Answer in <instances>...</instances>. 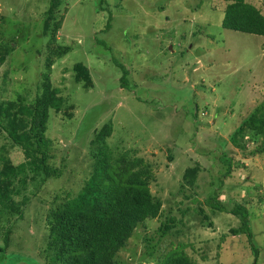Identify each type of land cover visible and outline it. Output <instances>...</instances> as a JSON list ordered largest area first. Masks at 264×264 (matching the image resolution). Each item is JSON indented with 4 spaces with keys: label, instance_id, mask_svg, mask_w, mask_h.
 Segmentation results:
<instances>
[{
    "label": "rangeland",
    "instance_id": "obj_1",
    "mask_svg": "<svg viewBox=\"0 0 264 264\" xmlns=\"http://www.w3.org/2000/svg\"><path fill=\"white\" fill-rule=\"evenodd\" d=\"M57 1L52 22L64 23L51 38L44 36L51 0H0V106L20 97L33 103L46 82L63 103L49 109L45 133L58 176L41 182L26 167L11 182V198L22 190L16 198L28 200L19 216L0 215L5 252L44 263L40 250L53 206L82 193L100 153H129L154 166L150 189L162 200L163 215L137 228L118 255L121 264H159L157 251L181 242L197 264H264V153L256 154L260 143L249 130L238 144L230 139L264 101V37L223 28L224 0H203L199 10L200 0ZM248 1L264 14V0ZM66 47L67 54L55 56ZM116 61L129 72L126 88ZM78 63L89 69L91 86L75 81ZM24 161L0 128V181ZM188 167L197 172L186 173ZM185 174L196 178L193 185ZM213 196L228 210L248 208L253 245L248 235L231 231L241 227L238 217L212 210ZM166 219L175 225L168 232Z\"/></svg>",
    "mask_w": 264,
    "mask_h": 264
},
{
    "label": "trees",
    "instance_id": "obj_2",
    "mask_svg": "<svg viewBox=\"0 0 264 264\" xmlns=\"http://www.w3.org/2000/svg\"><path fill=\"white\" fill-rule=\"evenodd\" d=\"M224 1L227 5L222 22L223 28L264 37V14L261 9L248 0ZM201 3L203 0H200L196 10L200 9ZM58 5L57 0H51L50 8L45 13L47 19L44 20V36H50L52 35L51 31L56 32L62 28L63 20L52 22ZM159 9L163 12L165 7L162 6ZM112 13L110 12L106 22V29L110 27ZM149 16L153 18L151 15ZM164 17L166 21L170 19L168 15ZM155 22L159 27L163 20L158 17ZM50 37L55 38V36ZM97 42L101 46H107L101 39ZM69 50L71 48L66 47L65 51L57 52L58 54L55 56L61 58ZM4 59V55H0V61L2 62ZM52 64L53 60H50L48 66L51 67ZM117 65L123 70L121 85L122 88H126L129 72L119 61ZM75 69L77 71L75 81H85L87 86H91L93 81L89 69L82 63H78ZM56 91L59 92V90ZM54 94L55 92L50 90V84L46 82L43 85V92L37 95L33 103L20 97L13 104H7L5 107L0 106V128L8 134L13 144L27 160L2 175L0 215L9 212L11 215L19 216L23 212L20 206H25L28 199L25 198L19 202V199L16 198L22 193V190L12 195L13 199L10 193L14 190V188L11 189V182L19 181L21 173L26 170V167L34 177H40L41 182H47L51 177L58 176V171L49 166L45 136L49 109L60 110L63 105L62 101L55 98ZM197 117L198 115L195 118L197 119ZM246 130L255 135L253 141L260 143L256 154H263L264 101L242 121L235 134L230 138L232 143L238 144L237 136ZM175 148L174 145L173 155H169L170 161L175 160ZM227 164L231 168L232 159H228ZM93 169L92 176L85 181L80 195L62 206H53L51 209V217L46 224L50 225L48 240L40 250V255L44 256V263L30 254L6 253L5 247L0 243V264H15L22 261L30 262V264H121L118 255L137 234V228L145 225L148 220L163 215V202L154 196L150 189L151 183L156 178L154 166L147 159L129 155V153L117 158L100 153ZM197 169L188 167L186 173L197 172ZM185 179L188 185H193L196 178L188 179V175H186ZM183 186L182 189L186 185L183 184ZM208 205L215 212H229L238 217L241 227L231 231L234 235H248V239L253 245V233L246 206L236 204L233 209L228 210L218 199V196L210 197ZM162 223L167 232L175 226L170 224L167 219ZM167 232L162 234L165 235ZM186 247L188 244L181 242L166 253H159L158 250L155 258L159 264H197L196 260L186 252ZM254 249L257 255L258 249L255 247ZM150 254L154 256L155 252Z\"/></svg>",
    "mask_w": 264,
    "mask_h": 264
}]
</instances>
